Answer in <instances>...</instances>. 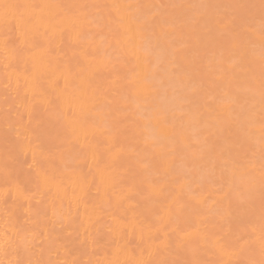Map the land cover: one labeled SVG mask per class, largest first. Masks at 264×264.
Listing matches in <instances>:
<instances>
[{"label":"snow or ice","instance_id":"6c2138e0","mask_svg":"<svg viewBox=\"0 0 264 264\" xmlns=\"http://www.w3.org/2000/svg\"><path fill=\"white\" fill-rule=\"evenodd\" d=\"M158 24L172 29L165 36L174 37L177 28L190 29L203 48L193 62H207L204 70L211 83L189 80V90H201L202 105L195 111L185 108L188 100L172 107L150 103L152 76L141 69L142 63H151L150 57L167 53L177 72L190 76L177 49L183 41L173 38L165 46L159 37L154 40ZM66 48L73 49L71 57ZM0 57L9 79V69L14 72L20 62L25 64L16 88L32 99L28 121L18 113L10 126L15 135L3 165L5 212L11 198L25 216L24 222L0 234V253L14 257L7 264H264V0H0ZM213 87L221 94H214ZM233 88L243 91L245 104L236 103ZM113 92L122 102L107 99ZM53 120L63 131L46 136V125ZM222 133L230 135L214 139ZM120 146L140 167L123 174L115 171L120 157L112 153ZM25 148L32 152L31 164L21 159ZM205 157L211 163L207 173L202 167L190 173L180 163ZM169 158L172 162L165 164ZM23 164L27 168L20 181L17 165ZM125 183L129 186L121 187ZM193 184L200 192L211 185L216 198L197 199ZM146 185H162L165 198L179 186L183 218L170 215L153 231L136 200ZM93 188L97 195L103 191L105 198L90 199ZM185 193L192 199L185 200ZM49 205L58 220L69 225L79 221L85 239L80 240L78 229L66 236H53L54 228L46 232ZM97 224L108 229L112 259L92 258L96 249L90 252L89 236ZM129 226L141 234L145 247L139 257L122 261ZM91 243L98 245L99 239ZM61 249L78 255L61 260ZM161 253L174 258L156 259Z\"/></svg>","mask_w":264,"mask_h":264},{"label":"bare ground","instance_id":"6f19581e","mask_svg":"<svg viewBox=\"0 0 264 264\" xmlns=\"http://www.w3.org/2000/svg\"><path fill=\"white\" fill-rule=\"evenodd\" d=\"M7 3H96V4H112V3H130V4H167V3H181V4H198L201 2H225L226 4H249V3H259V0H4ZM172 29L163 24H158L155 29V36L160 38V41L163 45L167 46L169 40L176 38L178 40H182V45H177L178 51L181 54V63L184 68L190 73L189 77H185L183 74L177 72V70L170 63V56L165 53L162 56L153 55L150 57L151 63L149 65L141 64L142 70H147L151 76L152 80L148 84L149 91L151 92L150 103L155 102L161 106H180L184 103L185 100L191 101V103L184 104L185 108H191L195 111L198 107L202 105V101L200 99L201 90L199 88L189 90L188 83L189 80L196 81L199 83L203 81L206 85L210 84L211 81L208 79V73L204 70V64L199 62H193L194 57L197 55L198 47H201L200 42L197 40L196 36L192 34L190 29H184L181 31L180 28H177L175 32V36L172 35L165 36L163 33L168 32L171 33ZM94 43H99L97 39ZM185 53L187 55L185 56ZM65 54L67 57H71L73 55V49L66 48ZM202 54V53H201ZM141 60H143V53H140ZM133 65H129L132 67ZM25 64L20 62L18 68L9 69V73L11 74V78L5 76L4 62L2 57H0V234H2L6 229L12 230L16 226V222H24V209L19 208L13 204V200L10 198L8 200V211L5 212V185L3 184V172H4V161L6 158V152L11 147L12 139L15 133L11 130V125L15 124L18 119V113H24V121L27 122L29 119V111L32 107V99L31 94L29 93L25 96L23 89L19 92L16 88V79L17 76L23 77L25 75ZM64 82L61 80L60 88H63ZM55 87V85H52ZM7 89V91H6ZM212 91L214 94H221L222 90L218 87H213ZM233 94L236 98V103L238 105L245 104L246 96L241 89L233 88ZM7 97V101H6ZM109 101L115 99L117 102L119 101V96L117 93L113 92L107 98ZM37 111H43L42 109H38ZM176 115L179 117L180 113L177 112ZM187 119V117H184ZM33 122H35V118H33ZM170 131L169 129H165ZM63 131V127L61 124L56 121H51L46 125V136L55 137L58 133ZM229 133H222L220 137H214V139H227ZM112 155H119V159L115 166V171L117 173H125L127 169L133 168L136 169L140 167L137 165L136 161L130 157V153L126 147L120 146ZM21 159H27L28 164L32 163V152L27 148L24 149V155ZM173 158H169L165 161V164L171 163ZM179 162V161H178ZM91 163V160H89ZM183 164V168L185 171L194 174V171L197 167H202L204 172L207 173L208 169L211 168V163L207 157L201 160H187L180 162ZM18 172L20 173L19 179L23 181V170L27 168V164L17 165ZM130 183V182H129ZM129 186L128 183L121 185V187L127 188ZM162 185H157L155 187L145 186V190L142 195L137 196L136 200L140 201V208L138 212L142 213V218L145 219L146 223L152 225V230L155 231V228L158 225V221H167L170 215H179L181 218L186 214L181 212L178 207V200L181 195L179 191V186L176 187V191L172 193L171 198H165L164 195L160 192V188ZM193 188L197 191V199H204L207 197H212L213 200L216 198V193L212 190L211 185H205L203 192H200V187L197 184H193ZM151 197V199H145L146 197ZM105 198V194L103 191L100 192L99 195L96 193V189H92V193L90 195V199L101 200ZM184 199L189 200L192 199V194L185 193ZM35 204V202H33ZM209 203H212L210 200ZM24 208H27V204H25ZM33 212L37 211V208L34 206L32 209ZM52 207L51 205L47 208L49 223L45 231L55 229L53 232V236L55 235H67L69 232H73L78 229L80 233V240L85 239L87 233H85L84 226H81L79 221L69 225L67 220L60 221L57 217L52 215ZM81 217H83V212H81ZM85 223H87L86 218ZM92 235L89 236L90 241V252L92 249H96L93 259L97 260H108L112 259V246L108 244V241L111 237L108 234V229L103 227L101 224H97L95 229L90 230ZM99 239V244H92V239ZM74 243L78 244L79 241H75ZM122 243L127 244L126 252L121 253L119 259L126 260L129 258H137L140 256L143 248L145 247V242L142 239V236L139 232H134L129 226L127 236L125 237V241ZM150 243H158L150 242ZM78 255V253L73 252L71 255H68L64 249H61V255L59 259L63 260L65 258L71 259L73 256ZM87 258V257H85ZM156 259H171L173 256L168 253H161L155 257ZM14 259V257H5L3 253H0V260H5L7 264V260Z\"/></svg>","mask_w":264,"mask_h":264},{"label":"rangeland","instance_id":"374dc122","mask_svg":"<svg viewBox=\"0 0 264 264\" xmlns=\"http://www.w3.org/2000/svg\"><path fill=\"white\" fill-rule=\"evenodd\" d=\"M215 1H216V0H215ZM211 3H212V2H211ZM213 3H214V2H213ZM215 3H216V2H215ZM218 3H220V2H218ZM221 3H222V2H221ZM223 3H225V2H223ZM201 47H202V46H201ZM196 53H197V54H198V53H200V54L203 53V49L201 50V48L198 47V51H197ZM195 57H196V56H195ZM195 57H194V59H195Z\"/></svg>","mask_w":264,"mask_h":264}]
</instances>
